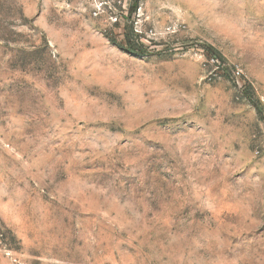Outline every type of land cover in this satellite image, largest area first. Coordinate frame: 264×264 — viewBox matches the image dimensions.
Returning <instances> with one entry per match:
<instances>
[{"label":"rangeland","instance_id":"rangeland-1","mask_svg":"<svg viewBox=\"0 0 264 264\" xmlns=\"http://www.w3.org/2000/svg\"><path fill=\"white\" fill-rule=\"evenodd\" d=\"M0 264H264V0H0Z\"/></svg>","mask_w":264,"mask_h":264},{"label":"trees","instance_id":"trees-1","mask_svg":"<svg viewBox=\"0 0 264 264\" xmlns=\"http://www.w3.org/2000/svg\"><path fill=\"white\" fill-rule=\"evenodd\" d=\"M129 41H130V40L128 39V44H129ZM129 50H130V51H135V49H134V48H131V47L129 48ZM211 52L214 53L213 50H211ZM139 53H140V54H143V53H144V50H140ZM215 54H216V53H215ZM254 105H255V108L258 109V106H257L256 104H254ZM258 111H259V110H258Z\"/></svg>","mask_w":264,"mask_h":264}]
</instances>
